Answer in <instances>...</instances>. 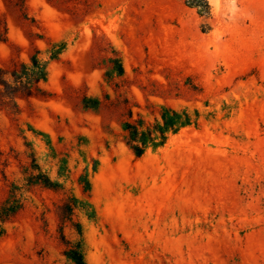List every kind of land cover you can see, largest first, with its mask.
I'll return each mask as SVG.
<instances>
[{
  "label": "rangeland",
  "instance_id": "rangeland-1",
  "mask_svg": "<svg viewBox=\"0 0 264 264\" xmlns=\"http://www.w3.org/2000/svg\"><path fill=\"white\" fill-rule=\"evenodd\" d=\"M207 1L0 0V68L48 71L18 112L0 98V205L24 203L0 264H73L62 229L86 264H264V0ZM171 112L192 124L136 157L123 123Z\"/></svg>",
  "mask_w": 264,
  "mask_h": 264
},
{
  "label": "trees",
  "instance_id": "trees-1",
  "mask_svg": "<svg viewBox=\"0 0 264 264\" xmlns=\"http://www.w3.org/2000/svg\"><path fill=\"white\" fill-rule=\"evenodd\" d=\"M186 2L197 7L202 14H210L211 8L207 0H186ZM63 50H65L63 44L55 46L50 51L51 59H58ZM38 55L39 52L31 57V65L21 63L10 70L0 68V98L13 112H18L17 98L45 95V91L40 87V84L47 81V63L40 60ZM110 63L112 68L108 71L106 77L111 79L115 74L122 77L124 70L121 59H111ZM83 104L86 109L96 107V104H91L88 101ZM162 118L163 124L161 126L148 127L146 130H143V123L139 121H126L123 123L124 141L136 157H142L150 146L154 149L164 146L167 141V132L177 133L181 128L192 124V120L187 114L181 115L177 112H171L170 115H167L163 113ZM129 119H132V112H130ZM36 179L40 180L44 187L49 189L57 191L60 187L51 182L49 178L42 176L36 177ZM80 183L85 193L90 192L91 185L87 178L81 179ZM78 204L77 199L71 198L61 206V220L64 223L72 221L73 212ZM23 208L24 203L20 188L12 184L8 198L0 205V239L6 235V224L12 221ZM88 215L92 216V213L89 212ZM61 231V239L69 247L65 252L66 257L73 264H86L81 243L78 242L71 246L70 242L66 240L63 229Z\"/></svg>",
  "mask_w": 264,
  "mask_h": 264
}]
</instances>
